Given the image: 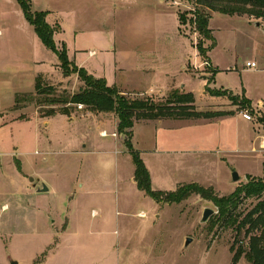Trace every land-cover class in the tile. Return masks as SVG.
Returning a JSON list of instances; mask_svg holds the SVG:
<instances>
[{"label": "rangeland", "instance_id": "obj_1", "mask_svg": "<svg viewBox=\"0 0 264 264\" xmlns=\"http://www.w3.org/2000/svg\"><path fill=\"white\" fill-rule=\"evenodd\" d=\"M28 3L32 12H47L49 25L60 27L56 45L66 46L73 64L110 86L116 84L129 99L168 106L174 94L192 92L195 102L184 103L187 109L174 114L197 120L202 117L195 114L217 107L205 100L206 86L226 92L238 112L234 123L206 126V137L209 143L225 140L231 146L235 137V159L212 158L202 168L205 156L190 150L200 143L175 147L162 158L172 180L155 175L154 190L170 192L197 183L230 196L249 177L264 178L258 137L264 128V19L206 11L216 39L206 62L196 50L202 37L194 24V0ZM203 45L212 42L204 39ZM247 62H255L256 68L246 67ZM38 77L60 94L82 87L78 76L65 72L56 53L40 40L20 2L0 0V264H12L11 259L18 264H233L231 247L247 248L246 229L238 232V224L218 223V209L197 194L181 203H157L141 191L126 137L112 135L114 113L91 115L87 108L71 106L70 117L43 118L50 105L17 104V96L36 93ZM244 111L261 114L263 128L256 119L245 120L239 114ZM171 119L136 121L141 124L135 148L153 174L159 154L143 122L156 126ZM104 127L108 135L102 137ZM234 172L240 181L233 182ZM42 184L49 191L38 192ZM257 202L242 198L239 221ZM207 208L215 213L203 223ZM187 238L192 241L185 246ZM238 264L249 263L243 257Z\"/></svg>", "mask_w": 264, "mask_h": 264}, {"label": "trees", "instance_id": "obj_2", "mask_svg": "<svg viewBox=\"0 0 264 264\" xmlns=\"http://www.w3.org/2000/svg\"><path fill=\"white\" fill-rule=\"evenodd\" d=\"M23 7L28 22L34 27L36 34L43 44L52 50L59 58L60 67L65 72L76 74L82 83L78 92L73 94L59 93V90L43 82L41 77L36 79L35 94L17 96L16 103L36 102L39 106L48 104L51 108L43 115V118L55 117L58 114L71 116V106H82L92 113H114L119 123L117 131L126 137L125 147L131 154L135 166L134 181L137 187L151 197L155 202L181 203L192 194L212 202L218 209L217 221L226 226L237 225L236 230L241 232L246 229L249 237L247 248L235 245L231 247L233 264H238L244 257L249 264H264V178L249 177L246 184L239 186L230 196H219L213 188H205L197 183L185 184L174 191L163 192L152 188L151 175L140 153L132 145L133 127L139 120H159L166 118H189L190 114H174L178 109L186 110L184 103L192 105L195 102L193 94H174V101L168 106L155 105L149 101L129 99L121 93L116 86H109L104 78H96L73 64L68 56L67 48L63 44L59 49L55 42V34L60 27H53L47 23V12H32L28 0H18ZM197 7L195 16L196 31L202 37L196 49L203 59L208 62V54L216 46L209 27L211 14L219 13L229 16L254 17L264 19V0H194ZM203 10V11H202ZM181 21L184 22L183 16ZM210 40L212 45L204 47L203 40ZM216 72V70H215ZM212 96H226V92L213 91L207 88ZM248 103V101H247ZM182 105V106H181ZM60 108H57V107ZM193 107V106H192ZM220 113L195 114L197 117H216ZM244 199H258L254 208L239 221L236 214L240 201Z\"/></svg>", "mask_w": 264, "mask_h": 264}, {"label": "crops", "instance_id": "obj_3", "mask_svg": "<svg viewBox=\"0 0 264 264\" xmlns=\"http://www.w3.org/2000/svg\"><path fill=\"white\" fill-rule=\"evenodd\" d=\"M209 54H208V56H209ZM209 58H210V56H209ZM211 63H212V61H211ZM215 70H216V68H215ZM201 75L204 76V74H201ZM202 79H204L206 82L208 81L205 78H202ZM111 86L117 87L116 84L111 85ZM172 87L174 88L175 86H172ZM206 87L209 90H220L218 88H213L210 85H208ZM117 88H119V87H117ZM179 89L183 90L181 88H179ZM145 92L147 93V91H145ZM147 94L151 95L150 92ZM190 94H193V93L190 92ZM204 95H205V100L209 101L210 106H212V107L217 106L213 110H210V113H220L221 114L220 116L209 117V118L202 117L201 119H197V120H193L190 118H176V119L174 118V119L167 120V121L166 120H164V121L160 120L159 122H157L158 125H156V126H151L150 124H147V121L143 122L145 126H148L151 129L150 138H151V140L153 142V146L155 148L154 153L159 154L156 156V162L154 163L155 174L152 173L150 167L149 166L147 167L146 163L144 162L147 169L149 170L152 181L154 180L155 175H156V177H159V178L163 177L165 179L172 180V173L168 172L164 169L165 165L167 164V161H165V159L163 160L162 158L163 157L166 158L167 153L173 154L176 151V148L180 149V147H183L189 143L193 144V141L200 143L199 148L196 145V147L194 146L193 149L192 148L190 149V150L195 151L193 154H202V156H205L204 157L205 160L203 162H201L203 164L202 168L207 167V166H209V164L213 163L211 161L212 158L215 159V161L218 160L220 162H222V161H226V162L231 161L232 162V159H235L234 152L236 153L237 149H234V148L236 147V143L238 142V140L234 137V145L233 146H231V144H229L225 140H222V143H219L218 145L214 144V143H209L210 139H208L206 137V135L209 133L210 130L206 126L216 125L218 123L221 124L224 121H229L231 123L234 119L235 114L238 112H236L234 110L233 106L231 105V103L227 97H225V96H223V97L212 96L210 93L207 92V89H206V93ZM243 96L246 99H248L245 96V94ZM248 100H249L250 104L252 106H254L252 101L250 99H248ZM90 114L92 115L93 113L90 112ZM99 114L100 115H108L110 113H99ZM239 114L241 115V113H239ZM100 123H101V121H100ZM118 123H119V120H118V117L116 115L115 116V122L113 124L114 125L113 132H112V135L114 137H116V135L118 134V131H117ZM197 123H199V124H197ZM233 123H234V121H233ZM257 123H258V125L261 126V124H259V122H257ZM140 124L141 123L135 122L134 127H133L132 145H133L135 150H136V148H135L134 143H135V139H136V131H137V128L139 127ZM197 127H199V128H197ZM231 127L232 126L229 127L230 129H228L229 131L231 130ZM194 128H197V130H194ZM261 128H263V127L261 126ZM201 131H205V134H203V133L200 134ZM106 135H108V131L104 127V128H102L101 136L105 137ZM258 137L260 139V141H259L260 151H262L264 153V147H263L264 146V128H263V133L260 134ZM204 139H206V140L204 141ZM253 150H255V149H253ZM21 172H22V169H21ZM31 181L34 182L35 180L33 178H31ZM44 186L47 187V185L42 184V186L37 191L41 192L40 190H42V188ZM47 188H48L47 191H49V187H47ZM13 262H14V260L11 259V263H13Z\"/></svg>", "mask_w": 264, "mask_h": 264}, {"label": "water", "instance_id": "obj_4", "mask_svg": "<svg viewBox=\"0 0 264 264\" xmlns=\"http://www.w3.org/2000/svg\"><path fill=\"white\" fill-rule=\"evenodd\" d=\"M255 24L259 27V22H256ZM232 180H233V182H238V181L241 180V176H240L237 172H234V173L232 174ZM47 190H48V188H47L46 186H44V187L42 188V190H40V191H41V192H45V191H47ZM214 213H215V212H214L211 208H207V209H205L204 214H203V218H202V222H203V223H206V222L209 220V218H210ZM191 241H192L191 238H187L186 243H185V246H188V245L191 243ZM12 264H17V263H16V262H13Z\"/></svg>", "mask_w": 264, "mask_h": 264}, {"label": "built area", "instance_id": "obj_5", "mask_svg": "<svg viewBox=\"0 0 264 264\" xmlns=\"http://www.w3.org/2000/svg\"><path fill=\"white\" fill-rule=\"evenodd\" d=\"M246 67H248V68H256V63L255 62H247L246 63ZM79 107L82 108V106H79ZM241 115L247 121H253L254 119H256V121L258 122L259 117H260L261 114L253 115L249 111H244V112L241 113Z\"/></svg>", "mask_w": 264, "mask_h": 264}]
</instances>
